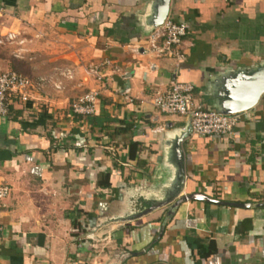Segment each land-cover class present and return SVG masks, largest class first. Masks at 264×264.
Instances as JSON below:
<instances>
[{
    "label": "crops",
    "instance_id": "1",
    "mask_svg": "<svg viewBox=\"0 0 264 264\" xmlns=\"http://www.w3.org/2000/svg\"><path fill=\"white\" fill-rule=\"evenodd\" d=\"M0 2V30L25 39L0 47L34 83L0 117V264H264V93L233 136L182 142V193L250 207L185 201L170 216L154 207L170 176L163 147L187 118L152 104L176 79L213 108L236 70L264 65V0H170L167 17L188 25L182 61L146 52L151 0ZM104 60L119 71L97 80L87 69ZM90 90L94 114H74Z\"/></svg>",
    "mask_w": 264,
    "mask_h": 264
},
{
    "label": "built area",
    "instance_id": "2",
    "mask_svg": "<svg viewBox=\"0 0 264 264\" xmlns=\"http://www.w3.org/2000/svg\"><path fill=\"white\" fill-rule=\"evenodd\" d=\"M5 11V6L0 2V14ZM188 25L185 21H175L166 18L163 23L152 30L145 39L146 52L156 58L168 56L182 61L185 56L182 51V40L186 35ZM25 42L20 33L13 30H0V46L20 45ZM138 49H134L137 52ZM110 66L113 72L119 69L110 60H104L99 65H90L88 73L97 80H102L101 68ZM33 81L15 71L0 73V117H6L9 113L10 98L16 95L20 101L25 102L29 97V90L33 87ZM194 87L189 82H181L176 79L170 82L167 89L157 93L153 99V106L166 115H177L189 118L191 133L196 136L209 138L233 136L241 113L222 114L212 107L203 106L194 102ZM129 89L124 90L128 94ZM98 90H90L71 103V110L79 116H91L95 112ZM9 193L8 185L0 182V201ZM1 230V226H0Z\"/></svg>",
    "mask_w": 264,
    "mask_h": 264
},
{
    "label": "water",
    "instance_id": "3",
    "mask_svg": "<svg viewBox=\"0 0 264 264\" xmlns=\"http://www.w3.org/2000/svg\"><path fill=\"white\" fill-rule=\"evenodd\" d=\"M170 0H151L140 22L145 34L160 26L168 16ZM223 98L213 100V109L222 114L242 113L253 108L264 93V65L244 71H235L224 84ZM191 133L189 118L185 126L168 135L163 147L164 163L170 176L162 187V199L154 207L169 205L167 216L185 201H204L217 205L249 208L250 203H233L214 199L202 192L182 193L185 183V163L182 142ZM153 206L143 209L139 214L150 211ZM160 264V263H157Z\"/></svg>",
    "mask_w": 264,
    "mask_h": 264
},
{
    "label": "trees",
    "instance_id": "4",
    "mask_svg": "<svg viewBox=\"0 0 264 264\" xmlns=\"http://www.w3.org/2000/svg\"><path fill=\"white\" fill-rule=\"evenodd\" d=\"M0 59H5L8 61L9 67L11 71H15L25 76L30 75V67L23 61L16 59L12 55L8 54L0 47ZM137 143L130 140L129 141V156L130 158H134V151Z\"/></svg>",
    "mask_w": 264,
    "mask_h": 264
},
{
    "label": "rangeland",
    "instance_id": "5",
    "mask_svg": "<svg viewBox=\"0 0 264 264\" xmlns=\"http://www.w3.org/2000/svg\"><path fill=\"white\" fill-rule=\"evenodd\" d=\"M148 35H149V34H146V35H145V36H146V38L148 37ZM173 116H175V115H173Z\"/></svg>",
    "mask_w": 264,
    "mask_h": 264
}]
</instances>
